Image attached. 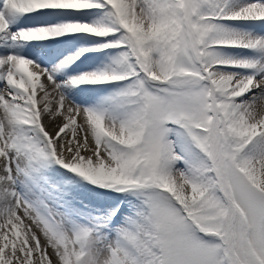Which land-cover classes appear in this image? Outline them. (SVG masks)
I'll return each instance as SVG.
<instances>
[{"label": "snow or ice", "instance_id": "obj_1", "mask_svg": "<svg viewBox=\"0 0 264 264\" xmlns=\"http://www.w3.org/2000/svg\"><path fill=\"white\" fill-rule=\"evenodd\" d=\"M0 264H264V0H0Z\"/></svg>", "mask_w": 264, "mask_h": 264}]
</instances>
